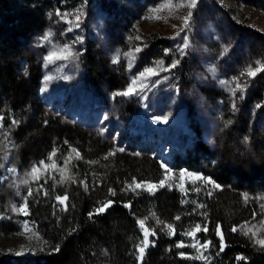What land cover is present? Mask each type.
Listing matches in <instances>:
<instances>
[{"label": "trees", "instance_id": "trees-1", "mask_svg": "<svg viewBox=\"0 0 264 264\" xmlns=\"http://www.w3.org/2000/svg\"><path fill=\"white\" fill-rule=\"evenodd\" d=\"M58 2L0 0V264H185L177 246L180 231L196 224L199 212L202 226L208 229L200 232L202 241H211L208 264H264V247L232 231L261 214L257 193L264 190V136L248 106L237 110L228 103L220 106L213 151L196 128L182 133L172 146L178 149L170 159L172 167L211 174L219 182L220 187L204 199L203 208L194 210L191 202H182L175 188L125 191L132 182L129 177L152 176L158 170L156 158L149 152L135 157L115 150L114 155L104 156L108 149L95 145L99 140L95 132L62 122L41 98L42 62L36 39L46 25V14L64 9ZM111 3L97 5L104 13L117 12L119 2ZM87 61L97 75L98 60L89 56ZM255 80L257 89H263L264 71ZM219 97L215 96L214 104ZM159 135V130L152 131L145 138L155 146ZM54 144L61 145L63 156L69 148H77L80 158L67 166L64 159H57L54 172L22 183L18 171L33 176L28 168L51 152ZM61 175L66 177L63 181ZM60 195H67L66 207L56 200ZM108 200L113 201L108 209L89 217ZM16 202L26 204V218L37 234L27 253L15 251L22 239L15 222L19 216L12 210ZM146 217L157 242L137 262L136 246L141 240L137 219ZM157 219L162 223H154ZM165 224L173 225V235ZM217 225L226 244L223 251Z\"/></svg>", "mask_w": 264, "mask_h": 264}, {"label": "rangeland", "instance_id": "rangeland-1", "mask_svg": "<svg viewBox=\"0 0 264 264\" xmlns=\"http://www.w3.org/2000/svg\"><path fill=\"white\" fill-rule=\"evenodd\" d=\"M116 1L120 7L117 12L104 13L98 6ZM97 2L91 5L89 0H59L58 5L64 9H55L46 14V25L36 39L42 62L40 95L44 106L62 122L68 121L95 132L99 139L95 145L108 149L104 156L115 150L131 153L135 157L149 152L156 158L158 170L152 176L129 177L131 180L135 178L137 182L158 183L163 178L161 162L167 163L173 174L165 187L175 188L184 201L193 204L194 210L203 208L199 205H203L206 196L216 187L205 180L193 182L187 173L200 174L220 184L214 175L185 167H172L170 159L178 151L172 146L181 139L182 133L196 128L201 141L207 142L213 151L219 126L218 113L225 103L236 110L248 106L264 136V87L257 89L255 76H249L246 72L249 66L252 69L264 66V0H238L237 3L231 0H198L197 6L192 9L177 7L186 0ZM161 5L169 7L161 10ZM57 11L68 15L62 19ZM189 11L192 15L185 26L182 17L187 16ZM77 15L80 16L79 20L76 19ZM46 33H51V36L43 41ZM184 37L188 38L189 47L181 55L178 49L183 47ZM65 45L68 46L67 50ZM137 47L141 51L135 52ZM49 53H55L59 58L46 63L44 58ZM89 56L98 60L97 75L91 71L87 61ZM117 56L118 62L114 63ZM174 60H179L175 68L167 71L157 68L158 75L147 77L146 74L145 78H141L136 85V94L117 95L125 91L132 79L146 67L155 68L156 62L162 61L163 67L167 68ZM45 76L51 79L45 81ZM237 83L242 88H236ZM141 87L143 91H140ZM42 88L45 90L41 91ZM215 96L220 97L214 104ZM155 116H167V123L155 121ZM158 130L162 135L153 146L145 137ZM189 142L192 143L190 139ZM60 147L54 144L53 150L41 160L49 165L47 169L40 164L41 161L35 163L38 169L34 174L36 177L54 172L57 159L66 161L70 155V160L76 157L72 149L77 148H69L63 156L59 154ZM120 148L124 151H119ZM54 150L55 156L50 160L49 155ZM53 163L55 168L51 167ZM99 163L96 164L97 168L100 167ZM34 166L29 167L28 172L32 173ZM181 171L186 172L183 181L179 178ZM18 173L24 184L33 177L26 176L27 172ZM181 184L185 191L180 190ZM197 188L198 192L194 190ZM257 194L261 214L243 222L237 229L253 245L260 246L254 240L264 238V227H261L264 225V190ZM64 196L67 197L60 195ZM66 203L67 200L60 204L66 207ZM22 205L25 204L13 203L12 210ZM13 212L20 217H15V222L20 226L18 235L22 237L15 251L27 253L33 246V239H37L34 225L24 213ZM197 216L200 220L196 224L202 226V212ZM140 219L145 218H138L137 221ZM196 224L181 229L178 244L183 242L184 247H179V256L185 264H208L209 261L196 257L201 252L208 256L211 253L209 248L198 252L196 247L191 246L197 241L200 244L205 242L201 235L204 231L196 233L194 238L184 234ZM245 225H255L261 230L255 237L244 235ZM137 226L142 240V230L138 223ZM146 226L153 229L148 220ZM256 228L253 230L256 231ZM156 237H149L150 246L145 254L156 246ZM137 255L136 250V258ZM137 262L141 261L137 259Z\"/></svg>", "mask_w": 264, "mask_h": 264}, {"label": "snow or ice", "instance_id": "snow-or-ice-1", "mask_svg": "<svg viewBox=\"0 0 264 264\" xmlns=\"http://www.w3.org/2000/svg\"><path fill=\"white\" fill-rule=\"evenodd\" d=\"M197 2H198V0H186V3L185 2H181L179 5H177V7H187L189 9H192V8H195L197 6ZM166 7H169V5H161L160 9L162 10V9H164ZM77 11L80 12L81 10H77ZM152 11L155 12V11H157V9H153ZM57 15H60L61 18L63 19L68 14H61V13H59V11H57ZM191 15H192V13H191V11H189L187 16L182 17L185 26L188 25V22H189V19H190ZM156 18L159 19L161 17H156ZM76 19L79 20L80 16L77 15ZM50 36H51V33H46L42 37V40L43 41H47ZM137 39H139V37H137ZM64 47H65V50L68 49L67 45H65ZM187 47H189V40H188L187 37H184L183 47L178 49V51H180L181 55L184 54V49H186ZM139 51H141V49L139 47H137L135 49V52H139ZM54 58H59V57H57L55 53H49L48 56H46L44 59H45V62L47 63V62L53 60ZM118 59H119L118 56L115 57L113 62L114 63L118 62ZM177 64H179V60H174L171 65H169L167 68H164L163 67V62L162 61H158V62H156V67L155 68L154 67H146L142 72L139 73V75L137 77H134L132 79L131 83L128 85V87H127V89L125 91H123L121 93H117V95L130 96V95L136 94V92H137L136 85H137L138 81L141 78H145L146 74H147V77L155 76V75H158L157 68H160L161 70L167 71V70H170L171 68H175L177 66ZM257 64L259 65L260 62L257 61ZM131 66H132L131 63H129V68H131ZM262 70H264V66L257 67L256 69H252V67L249 66V68L246 70V72H247V75H249V76H255L257 72L262 71ZM242 75H243V73H242ZM44 79H45V81H48V80L51 79V77L50 76H45ZM221 83H225V82L221 81ZM235 87L236 88H242V85L237 83ZM44 90H45L44 88L41 89V91H44ZM140 91H143V87L140 88ZM233 91H235V89H233ZM0 119H3V117H0ZM153 119L155 121H157V122L167 123L168 117L167 116H155V117H153ZM13 123H16V121H13ZM119 151H124V149L120 148ZM72 152L75 153V156H76L77 159L80 158V154H79V152L76 149H72ZM114 154H115L114 152L109 153V155H114ZM54 156H55V150L52 153H50L49 159L51 160ZM70 159H71V155L66 159L65 166H67V164L70 161ZM40 164L45 169H47L49 167V165L44 164L43 161H41ZM51 167L55 168V164L53 163L51 165ZM161 168L163 169V178L160 179L158 183H153V182H148V181L137 182L136 179L133 178L132 182L129 183L127 185L126 189H124V190L125 191L130 190V191L136 192L139 189H143V190H146L148 192H153L159 187H165L166 183L170 180V178H171V176L173 174V170H172V168L169 167V165L167 163H164V162H161ZM37 171H38V169L34 166L33 169H32V173H30V174L33 175V178H37L34 175ZM185 175H186L185 171H181L179 173V178H180L181 181L184 180ZM187 175L192 178L193 182H195L197 180H205L208 183L214 184V186L216 188L220 187L218 184H215V182L212 181L211 178H205L202 175L196 174V173H187ZM65 178L66 177L64 175H61V181H63ZM180 190L181 191H185L183 184L180 185ZM194 190L197 191V192L199 191L198 188L194 189ZM109 192L112 195H115V191L114 190L109 189ZM209 194H211V193H209ZM56 199L61 204H64V202L67 200V197L66 196H64V197L57 196ZM244 199H245V201H247V199H248L247 194H244ZM182 202H187V201H182ZM112 203H113V201H111V200L106 201L101 206L97 207L94 210V212H90L89 213V217L93 216L94 214H99V213L104 212L106 209H108L112 205ZM130 206H131L130 203L129 204H125V207H130ZM199 207H203V205H199ZM13 210L22 212L25 215H27L26 204L22 205L19 208H15L14 207ZM175 219L179 220L180 217L177 216V217H175ZM146 220H147V217L145 219H140V220L137 221V223H138V225L141 228L142 233H143L142 240L136 246V250H137V253H138L137 259H138V261H141V262L143 260V257H144L146 249L150 246L149 237L156 235L155 230L149 229L146 226ZM156 223L157 224H161L162 222L159 219H157ZM261 227H264V225H262ZM164 228L169 231L170 235H173L174 232H175L174 227H173L172 224H165ZM244 228H246V230L244 231V235L251 234L253 237H255L257 235V232H259L261 230L260 228H256L255 225H253L252 227H248L247 225H245ZM254 228H256V231L253 230ZM25 230H27V225L26 224H25ZM207 230L208 229H207L206 226L202 228V226L200 224H196L193 229H191L190 231L185 232L184 234L186 236H190V237L194 238L196 236V233H198L200 231H207ZM237 230L238 229L235 226L232 228L233 232H235ZM216 234H217V236L219 237V240H220V251H223L225 249V247H226V244L224 243V237H223L222 231L220 229V225H217ZM254 242L259 244L261 247H264V238L254 240ZM197 245H198V247H197ZM191 246L192 247H196L197 251L200 252L201 249H205V250L208 249L211 246V241H205L203 244H200L199 241H197L196 243L192 244ZM178 247H184L183 242L179 243ZM181 255L183 256L184 254L181 253ZM196 258L197 259H202V260H205V261L208 260V257L206 255H204L203 252H201V254L198 257H196ZM237 259L238 260H242V259H244V257H239L238 256Z\"/></svg>", "mask_w": 264, "mask_h": 264}]
</instances>
